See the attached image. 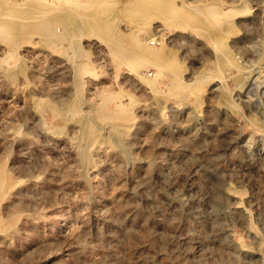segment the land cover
Listing matches in <instances>:
<instances>
[{"label":"rangeland","instance_id":"1","mask_svg":"<svg viewBox=\"0 0 264 264\" xmlns=\"http://www.w3.org/2000/svg\"><path fill=\"white\" fill-rule=\"evenodd\" d=\"M0 179V264H264V0H0Z\"/></svg>","mask_w":264,"mask_h":264},{"label":"bare ground","instance_id":"2","mask_svg":"<svg viewBox=\"0 0 264 264\" xmlns=\"http://www.w3.org/2000/svg\"><path fill=\"white\" fill-rule=\"evenodd\" d=\"M67 1V0H66ZM72 2V1H71ZM65 3V2H64ZM212 12V11H211ZM41 14V13H40ZM152 52H149V51H144V55H150ZM127 112H129V110H127ZM124 113V112H123ZM3 177V176H2ZM5 177H6V175H5ZM1 180V179H0ZM2 181V180H1ZM4 181V180H3ZM18 185V184H17ZM21 187V186H20ZM1 194V193H0ZM6 194V193H5ZM13 234V233H12ZM128 237V236H127ZM130 239H131V237H130ZM133 239V238H132ZM131 239V240H132ZM7 240V239H6ZM136 240V239H135ZM130 246V245H129ZM134 247V246H133ZM140 248V247H139ZM110 256V255H109ZM108 258V257H107ZM113 258V257H112ZM112 264V263H111Z\"/></svg>","mask_w":264,"mask_h":264}]
</instances>
